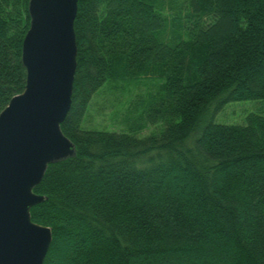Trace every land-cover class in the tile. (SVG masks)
Listing matches in <instances>:
<instances>
[{
    "label": "trees",
    "instance_id": "16d2710c",
    "mask_svg": "<svg viewBox=\"0 0 264 264\" xmlns=\"http://www.w3.org/2000/svg\"><path fill=\"white\" fill-rule=\"evenodd\" d=\"M166 40L157 0H77L76 69L60 128L75 155L33 187L49 226L43 264H264V112L215 123L230 100L264 99V0H187ZM28 0H0V110L24 88ZM154 75L157 134L84 130L108 78Z\"/></svg>",
    "mask_w": 264,
    "mask_h": 264
},
{
    "label": "water",
    "instance_id": "95a60500",
    "mask_svg": "<svg viewBox=\"0 0 264 264\" xmlns=\"http://www.w3.org/2000/svg\"><path fill=\"white\" fill-rule=\"evenodd\" d=\"M21 61L25 84L0 110V264H43L49 226L32 221L33 191L49 163L75 155L60 123L76 69L77 0H28Z\"/></svg>",
    "mask_w": 264,
    "mask_h": 264
},
{
    "label": "rangeland",
    "instance_id": "374dc122",
    "mask_svg": "<svg viewBox=\"0 0 264 264\" xmlns=\"http://www.w3.org/2000/svg\"><path fill=\"white\" fill-rule=\"evenodd\" d=\"M159 12L166 18L165 39L185 37L182 28L188 11L187 0H157ZM164 79L139 75L132 79L108 78L91 96L80 127L84 130L127 132L137 137L157 134L163 123H150L147 106L162 94ZM264 99L225 102L214 115L215 123L244 124L251 114H263Z\"/></svg>",
    "mask_w": 264,
    "mask_h": 264
}]
</instances>
